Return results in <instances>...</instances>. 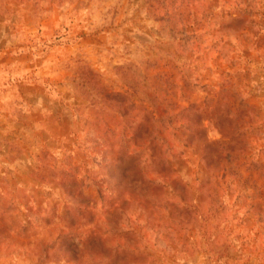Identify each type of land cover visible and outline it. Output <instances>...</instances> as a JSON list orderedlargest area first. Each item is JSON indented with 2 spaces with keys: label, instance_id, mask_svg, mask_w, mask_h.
I'll use <instances>...</instances> for the list:
<instances>
[{
  "label": "rangeland",
  "instance_id": "1",
  "mask_svg": "<svg viewBox=\"0 0 264 264\" xmlns=\"http://www.w3.org/2000/svg\"><path fill=\"white\" fill-rule=\"evenodd\" d=\"M0 264H264V0H0Z\"/></svg>",
  "mask_w": 264,
  "mask_h": 264
},
{
  "label": "trees",
  "instance_id": "2",
  "mask_svg": "<svg viewBox=\"0 0 264 264\" xmlns=\"http://www.w3.org/2000/svg\"><path fill=\"white\" fill-rule=\"evenodd\" d=\"M150 118L152 119L153 123L157 122L156 119L153 116H150ZM220 123L221 122H219V124ZM220 125L222 127V124H220ZM142 132L141 133H137V134H139V135H144L145 133H146V135L148 134V136L146 138H143L144 141L142 142L143 143L142 146L150 148L151 150H155L158 147H161V146H163L165 144V137L164 136H158L157 132H154V133L152 132V135H151V133H148V130L146 128H144V130ZM149 132H151V131H149ZM141 137H143V136H141ZM204 148H205V150H209L210 145L209 144H207V145L205 144ZM207 153L209 154V152L206 151L205 155H207ZM149 157L151 158L152 156L150 155ZM121 161H122V164H127L128 163V162H126L127 159H125V160L121 159ZM126 171L127 170H123V174L125 173V175H127L126 177H129L128 175H131L133 177V179L131 180V184L134 185L137 182L138 179H136V177H134L132 174H130V173L128 174ZM140 190H144V189L142 187H140Z\"/></svg>",
  "mask_w": 264,
  "mask_h": 264
}]
</instances>
